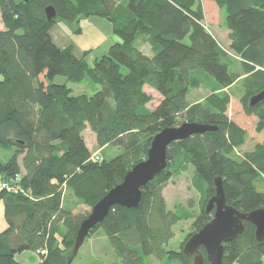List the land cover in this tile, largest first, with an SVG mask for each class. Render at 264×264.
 <instances>
[{
    "label": "trees",
    "instance_id": "trees-1",
    "mask_svg": "<svg viewBox=\"0 0 264 264\" xmlns=\"http://www.w3.org/2000/svg\"><path fill=\"white\" fill-rule=\"evenodd\" d=\"M213 1L226 14L231 50L241 59L245 75L247 116L264 132V101L250 107V99L264 91V0ZM198 0H0L4 30H0V203L7 228L0 231V264H22L16 257L36 254L39 264H68L78 230L88 217L75 213L92 208L127 173L147 157L154 137L181 123H199L217 131L171 144L167 168L142 188L137 209L115 206L89 237L102 230L118 262L146 264L153 258L166 264H193L183 252L186 242L212 219L206 212L221 178L227 204L248 214L264 207V143L236 157L248 134L228 115L226 92L239 80L231 71L230 55L206 30ZM57 13L48 21L46 8ZM100 17L111 23L121 43L90 66L72 47L61 48L52 30L59 21L69 25ZM78 30L77 32H79ZM142 36L152 54L135 43ZM89 52H85L83 57ZM85 80L101 86L94 96H74L67 84ZM214 85L202 102L187 96L206 82ZM149 87L162 96L154 110ZM181 119V120H180ZM183 123V124H184ZM94 133L97 152L84 138ZM118 148L122 154L101 160L99 150ZM97 155L98 159L94 158ZM192 167V186L200 195L198 214L177 206L169 210L164 189L169 181ZM193 220L181 250H169L174 227ZM225 245L222 264H264V241L255 227ZM88 237V238H89ZM207 263L206 252L200 249ZM75 261V260H74ZM73 264V263H72Z\"/></svg>",
    "mask_w": 264,
    "mask_h": 264
},
{
    "label": "rangeland",
    "instance_id": "rangeland-1",
    "mask_svg": "<svg viewBox=\"0 0 264 264\" xmlns=\"http://www.w3.org/2000/svg\"><path fill=\"white\" fill-rule=\"evenodd\" d=\"M197 7H200L202 10L204 17L202 23L206 30L212 35L221 48L230 55L232 60L231 71L238 74L240 77L235 85L226 90V92L230 94L231 99L227 115L232 121L245 129L248 134L245 145L235 150V156L240 158L243 157L245 153L253 151L256 144L264 143V132L262 134L256 133L258 120L254 116H247L243 110L242 102L246 96L243 80L246 77L242 71L241 59L231 50L232 41L230 39V32L225 23V12L220 10L213 1L198 0ZM4 29L0 14V30ZM78 30L80 31L77 32ZM51 34L56 45L61 48L72 47L75 51L74 53L84 58L90 66H93L96 60L106 55L113 45L121 43V39L113 33L111 23L100 17L83 18L80 19L79 23L72 25L59 21L53 28ZM142 38L143 37L140 36L137 39L135 43L136 48L144 54H152L150 46L147 45ZM85 52L89 53L86 57H83ZM54 83L67 84L68 87L72 89L74 96L87 95L91 97L101 90V86L91 83L88 79L82 84H73L69 83L65 77L57 76ZM213 85L211 81L205 82L201 88L191 90L187 96L188 102L190 104L202 102L210 95L211 91L209 89L213 87ZM145 91L152 98L151 103L147 105V108L152 111L159 105L163 98L158 92L149 87H146ZM183 123L181 120L180 125ZM84 138L91 153L97 152L99 148L96 144V138L89 128L84 132ZM119 154H122V151L114 147H106L103 150H99L101 160H110ZM11 155L12 152L0 150V158L3 162H6ZM193 176L194 171L192 167H189L186 172L173 177L169 181L163 192L169 210L174 211L177 206H181L190 210L193 214L199 213L201 201L199 193H197L192 186ZM260 189L264 191V184L260 185ZM88 212L90 213L91 209L85 206H80L75 211V213L81 214H86ZM0 220H5L4 215ZM193 223V220H185L179 222L174 227L175 237L169 244V250H181L187 236L194 232ZM33 254L31 252H25L22 258L18 257V259L19 261L23 259L27 264H36L39 258L37 255L35 256ZM117 262V256L108 237L102 230H98L91 237L86 239L73 264H114ZM146 264L166 263L151 258Z\"/></svg>",
    "mask_w": 264,
    "mask_h": 264
},
{
    "label": "water",
    "instance_id": "water-1",
    "mask_svg": "<svg viewBox=\"0 0 264 264\" xmlns=\"http://www.w3.org/2000/svg\"><path fill=\"white\" fill-rule=\"evenodd\" d=\"M29 2V0H22ZM48 21H54L57 13L53 7L46 8ZM264 101V91L250 99L254 107ZM217 131L216 127L199 123H184L178 127L167 128L157 134L147 153L146 159L137 163L125 176L123 182L108 192L91 210L82 222L75 240L68 264H72L90 236L91 231L102 223L115 206L137 209L142 201V188L154 180L167 168V151L171 144L195 135ZM215 195L208 201L206 212L212 219L184 245L183 252L193 256V264H222L225 245L236 240L245 230L244 222L255 227V237L259 243L264 241V207L244 214L227 204L221 178H216ZM206 252L207 263L201 252Z\"/></svg>",
    "mask_w": 264,
    "mask_h": 264
},
{
    "label": "crops",
    "instance_id": "crops-1",
    "mask_svg": "<svg viewBox=\"0 0 264 264\" xmlns=\"http://www.w3.org/2000/svg\"><path fill=\"white\" fill-rule=\"evenodd\" d=\"M75 52V51H74ZM75 54V53H74ZM76 55V54H75ZM77 56V55H76ZM78 58H81V57H79V56H77ZM88 147V146H87ZM1 185V184H0ZM1 189V188H0ZM4 215V205H3V203H0V218L2 219V216ZM5 218V217H4ZM7 228V223H6V221L4 220V221H2V220H0V231L2 232V231H4L5 229ZM33 254V253H32ZM22 255H24V253L22 254ZM22 255H18L17 257H16V259H17V261L18 262H20V263H22V264H27L26 263V261H24L23 259H21V261H19V259H18V257H21L22 258ZM33 255H35L36 256V254H33ZM39 258V257H38ZM30 259H31V257H30ZM40 263V258H39V261L36 263V264H39Z\"/></svg>",
    "mask_w": 264,
    "mask_h": 264
},
{
    "label": "built area",
    "instance_id": "built-area-1",
    "mask_svg": "<svg viewBox=\"0 0 264 264\" xmlns=\"http://www.w3.org/2000/svg\"><path fill=\"white\" fill-rule=\"evenodd\" d=\"M94 158L97 160L98 159L97 155H94ZM0 188L1 189H5V188L10 189V185L6 184V183H4V184L1 183Z\"/></svg>",
    "mask_w": 264,
    "mask_h": 264
}]
</instances>
